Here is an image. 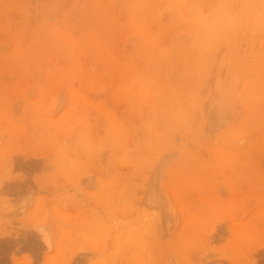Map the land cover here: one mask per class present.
<instances>
[{"label": "rangeland", "instance_id": "obj_1", "mask_svg": "<svg viewBox=\"0 0 264 264\" xmlns=\"http://www.w3.org/2000/svg\"><path fill=\"white\" fill-rule=\"evenodd\" d=\"M126 1L0 0V264H264V29L225 27L230 0L192 46L164 3ZM151 75L166 105L126 95Z\"/></svg>", "mask_w": 264, "mask_h": 264}, {"label": "bare ground", "instance_id": "obj_2", "mask_svg": "<svg viewBox=\"0 0 264 264\" xmlns=\"http://www.w3.org/2000/svg\"><path fill=\"white\" fill-rule=\"evenodd\" d=\"M131 1L132 0H127L125 7L129 6L131 4ZM194 1L196 2V4L200 6L199 2H197L196 0ZM146 2L153 3L152 0L140 1L138 5V7L140 6V11L142 10ZM154 2L158 3L159 6H163L165 4L164 6L165 9L167 7V9L170 12H172L171 14L173 15L174 21H172L171 24L173 25L174 23L173 30L175 27L178 30L182 29L186 31L188 34H190L192 38V43H193L191 44L192 46L196 44L198 36H201L202 38H204V40L202 41L207 42L209 38L212 36V34L216 32L221 33L223 31V24L219 22L221 21V15L224 13V11H226L228 5L230 4V0H217L216 5L209 13H201L198 7L197 8L194 7L188 11V16L186 18L184 15V11H185L186 6L190 4L188 0H154ZM236 2H238V4L231 16L232 20L229 24L225 25V27H228L229 29H231L235 27L236 25H243L244 23H249L253 29L255 28L258 30H263L264 29V0H243V1L236 0ZM162 3L164 4L162 5ZM135 11L131 12L130 15L134 14ZM136 33L140 34L141 31L138 30L136 31ZM181 34H184V33L181 32L180 35ZM13 40L15 41L13 43L16 44V40L14 38ZM198 45H200V43ZM181 52H182L181 47L179 45H176L174 46L172 51H168V52L158 51V52H155L154 55H156L155 57L157 58V61L162 60L164 61V63H170L171 64L170 66L172 67L173 64L171 63V59L177 56L178 54H180ZM259 61L264 62V43H263V55L262 57H260ZM257 67L259 66L257 65ZM244 71L249 74L253 71V67L251 66L250 68ZM158 78H159L158 76H154V75L148 76V81L145 82L144 84L145 87L142 85L144 88L143 87L141 88L131 87L130 89H128V92L126 95L131 96V97L138 96L144 99L149 98V97H152V98L159 97V99H161V101L166 105L168 102V98L170 96L174 97V93H172L173 89L171 88L174 86H165V84L163 83V79H161L162 82H160ZM259 84L257 83L253 85L248 84V83L243 84L240 96L244 100H251L252 97L257 96V94L259 93V90L261 88V84L260 85ZM120 92L122 93L123 89L120 90ZM166 96H169V97L167 98ZM245 113L247 114L253 113V115L257 119L260 117V112L259 110H257V108L256 109L251 108L249 112H245ZM166 116H169V115L167 114ZM44 121H46L47 123L49 122V118L46 115H45ZM105 124H106L105 128H106V131L109 137V141L112 144V147L114 149H120L121 148L120 137L122 135L119 132L120 127L115 126L114 120L109 115H105ZM251 128L253 129L252 126ZM146 129L148 131L149 128H146ZM254 131H255V136H256L258 134L257 130H254ZM45 138H49L48 135ZM49 140L51 141L50 138ZM56 153L58 155L57 156L58 160L54 163L55 170L58 172H63L65 174L73 170V168L76 165L75 159L68 158L67 155L62 150L56 149ZM122 157L123 156H120V160L122 159ZM123 160H126V159H123ZM120 162H122V160ZM208 168H210V164L208 165ZM198 210H202V207L199 206ZM198 210H196V213L199 212ZM247 236L248 235H245L243 238H241L240 243L243 242L246 244V242H248L249 240V239L247 240ZM127 240L131 242L130 239H127ZM129 242H126V243L130 244ZM55 246L57 247V243H55ZM139 247L143 248L142 240L139 241V243L136 245V248H139ZM172 247L174 248L175 246H172ZM175 248H176V251L178 252L179 251L178 248L177 247ZM142 255H143V252H142ZM148 258H149V255H148ZM145 261L146 260H143L142 256H139V264H143V262Z\"/></svg>", "mask_w": 264, "mask_h": 264}]
</instances>
